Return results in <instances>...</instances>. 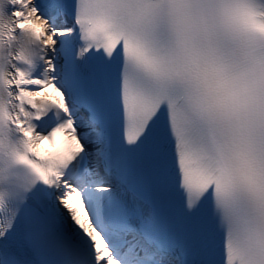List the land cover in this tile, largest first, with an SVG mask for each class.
I'll list each match as a JSON object with an SVG mask.
<instances>
[{"label": "snow or ice", "instance_id": "6c2138e0", "mask_svg": "<svg viewBox=\"0 0 264 264\" xmlns=\"http://www.w3.org/2000/svg\"><path fill=\"white\" fill-rule=\"evenodd\" d=\"M0 264H264V0H0Z\"/></svg>", "mask_w": 264, "mask_h": 264}]
</instances>
